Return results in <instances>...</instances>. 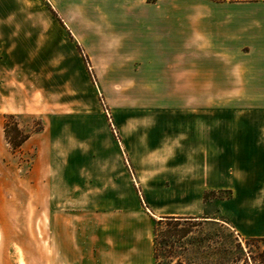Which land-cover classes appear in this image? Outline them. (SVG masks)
I'll list each match as a JSON object with an SVG mask.
<instances>
[{"label":"crops","instance_id":"1","mask_svg":"<svg viewBox=\"0 0 264 264\" xmlns=\"http://www.w3.org/2000/svg\"><path fill=\"white\" fill-rule=\"evenodd\" d=\"M70 1L80 24L109 28L112 67L181 92L128 113L123 148L68 115L20 146L43 188L48 264H154L164 217L217 215L239 240L264 238V0Z\"/></svg>","mask_w":264,"mask_h":264},{"label":"rangeland","instance_id":"2","mask_svg":"<svg viewBox=\"0 0 264 264\" xmlns=\"http://www.w3.org/2000/svg\"><path fill=\"white\" fill-rule=\"evenodd\" d=\"M81 6L70 0H0V264H48L45 202L31 198L37 192L44 198L30 177L34 153L10 148L4 121L28 132L39 121L46 125L68 115L85 120L81 124L96 144L109 138L123 148L128 113H149L181 92L146 89L142 74L112 67L118 58L110 50L109 28L97 27L93 18L80 24L86 16ZM63 7L74 10V17H64ZM214 216L157 225L154 264H241L237 256L264 248V241L253 240L246 247Z\"/></svg>","mask_w":264,"mask_h":264},{"label":"trees","instance_id":"3","mask_svg":"<svg viewBox=\"0 0 264 264\" xmlns=\"http://www.w3.org/2000/svg\"><path fill=\"white\" fill-rule=\"evenodd\" d=\"M5 119H14V115L12 114H6L3 115ZM43 124L41 121L37 124L36 128H34L31 131L24 132L17 123H13L11 126L7 123V121H4L2 126V131L4 135L5 142L10 146L12 150H17L20 148V146L30 137L33 133H38L42 130ZM215 192H210L206 195H204V199H207L209 197L214 196ZM229 194H226L224 197H219L217 199H223V198H229ZM166 220L165 222H179L180 218L178 217H164ZM162 224L161 220H158V222L154 225V233L156 226ZM264 241V238H247L245 239V245L247 247V241ZM237 248L241 251L242 247L238 243ZM242 252V251H241ZM237 262L241 261V264H264V248L261 250H258L256 253L252 254L249 253L247 255L242 254L240 256H237L236 258Z\"/></svg>","mask_w":264,"mask_h":264}]
</instances>
